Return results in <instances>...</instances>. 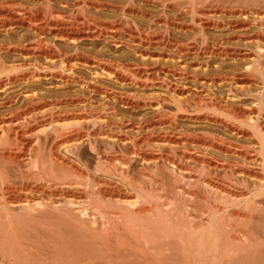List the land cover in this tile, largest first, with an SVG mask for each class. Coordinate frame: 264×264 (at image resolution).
Here are the masks:
<instances>
[{"label": "bare ground", "instance_id": "6f19581e", "mask_svg": "<svg viewBox=\"0 0 264 264\" xmlns=\"http://www.w3.org/2000/svg\"><path fill=\"white\" fill-rule=\"evenodd\" d=\"M143 1L0 0V264H264V0Z\"/></svg>", "mask_w": 264, "mask_h": 264}, {"label": "rangeland", "instance_id": "374dc122", "mask_svg": "<svg viewBox=\"0 0 264 264\" xmlns=\"http://www.w3.org/2000/svg\"><path fill=\"white\" fill-rule=\"evenodd\" d=\"M111 1H114V2H118V3H120V4H125V2H127L128 0H111ZM142 0H134V2L136 3V4H138V5H140V6H142V8H145V9H147L146 11H148V12H152V13H158V11H160L159 10V7H155L154 5H156V3H151V2H146L145 3V1H143V2H141ZM183 1H186V0H165V2H166V4L167 5H170L171 7H172V9H171V7H169V8H167V12L165 11V15L166 16H173V15H177V14H179V15H181L184 19H187V15H186V13L185 12H183V9L185 8V5H183V4H181ZM202 1H209V0H202ZM180 2V3H179ZM178 5H181L180 6V10H178L179 8H177L178 7ZM153 6V7H152ZM158 10V11H157ZM171 10V11H170ZM179 11V12H178ZM181 11H182V13H181ZM106 16H110V15H106ZM186 17V18H185ZM138 19V18H137ZM140 22V20L138 19L137 20V23H139ZM181 35V34H180ZM180 35H178L179 37H183V35L182 36H180ZM102 43V44H101ZM97 44H99L98 46H97ZM96 44V47H95V49H100V51L101 50H103V51H105L106 52V50H107V48H106V50H104L105 49V45L102 47V45L104 44L103 42H99V43H97ZM82 46V48L84 49L85 48V50H88V49H92L93 48V45L91 44V42L89 43V42H84L83 43V45H81ZM90 47H92V48H90ZM99 51V50H98ZM121 52H122V50L120 51V52H116V54H118V55H120L121 54ZM78 73H80L81 75H85V76H90L91 77V75L92 74H90V73H88V72H86V71H84V70H80L79 69V71H77ZM103 77V76H102ZM108 82V81H107ZM109 86L111 85V86H113L112 85V83H109L108 84ZM115 86H117V88H122V90L123 91H125V92H128V93H136V94H139V95H141V96H150V97H152V96H154V97H156V96H161V95H165V93L164 92H162V90L161 89H158V88H155V87H150V88H146V89H140V88H136V87H134L133 85H131V84H125V86H119V85H115ZM254 90L255 89H257L258 90V87H259V85H255V87L254 86H251ZM250 87V88H251ZM257 87V88H256ZM127 88V89H126ZM251 88V89H252ZM139 89V90H138ZM145 91V92H144ZM218 91V90H217ZM147 94V95H146ZM149 94V95H148ZM246 99H249V100H245V103L244 104H246V105H248L249 103V105H252V106H254V108L256 107V109H259V110H262V111H260V112H264V102L262 101V103L259 101V100H257V98L254 96H251V97H247ZM230 102V101H229ZM249 102V103H248ZM242 103V104H243ZM259 103V104H258ZM243 104V105H244ZM167 106V105H166ZM168 108L167 109H172L173 108V106L172 105H168L167 106ZM210 113H213V114H218L217 112H215V111H213L212 112V110L211 111H209ZM128 115H130L131 116V114L130 113H127ZM126 114V115H127ZM149 114H150V110H148V109H142V110H140L139 112H137V113H134V114H132V117H134V119L136 118V120L138 119H143V118H146V117H148L149 116ZM127 115V116H128ZM220 115V114H219ZM126 116V118H129V116L127 117ZM183 124L184 125H189V123H187V122H183ZM194 126L195 127H198V128H201V129H205V131H208V132H217L218 131V133L220 132V133H222L221 131V129L219 128V127H216V126H212V125H206V124H202V123H199L198 124V126L197 125H195L194 124ZM209 127V128H208ZM208 128V129H207ZM64 131H66L65 129H63V132ZM62 132V130L60 131V133ZM62 132V133H63ZM49 138V137H48ZM50 140H51V138L48 140V142H47V146H46V148L45 149H48V144H49V142H50ZM238 143L239 144H246V145H248L249 144V146L251 147V149H254V151L255 150H257L258 149V145H257V143L254 141V140H252V139H240V138H238ZM241 141V142H240ZM255 143V144H254ZM159 150H157V151H159V152H161V153H164L165 155L167 154V155H170V156H172L171 154H172V152H170V151H167L166 149H164V148H158ZM164 149V150H163ZM115 150H117L118 151V149L116 148ZM120 151H122L123 153H125L124 152V149H119ZM167 152V153H166ZM166 155V156H167ZM169 156V157H170ZM238 160H236V162H237ZM114 163V164H113ZM111 165V164H110ZM112 165H113V167L115 168V167H118L120 164H119V161H117V160H115V161H113L112 162ZM112 165H111V169L112 170H110V168L108 169L109 170V173L108 172H104L102 175H100L99 176V178L101 177H104L105 178V180H106V182L107 183H109V186H112V185H119L120 186V188L123 190V191H126V192H129V193H132L135 197L138 195L137 194V190L136 189H134L133 187H131V186H129L127 183H122V182H120V180H119V178H118V176H117V174L115 173V172H112L113 171V168H112ZM145 166V165H144ZM256 168H258L259 169V167L258 166H256ZM132 170H133V174L132 175H134L135 177V179H137V181H139V183L141 182V183H144L146 180H145V178H147L145 175H147L148 173H149V170L150 169H144L143 170V173L141 174H139V173H135V171H134V169L132 168ZM131 170V171H132ZM146 170V171H145ZM148 170V171H147ZM222 170V169H221ZM260 170V169H259ZM112 172V173H111ZM114 173V174H113ZM132 173V172H131ZM219 173H220V175H219V181L221 182V183H223V184H225L226 183V179H225V177H224V172L222 171H219ZM139 176V177H138ZM222 179V181H221V179ZM179 179H181V178H179ZM141 180V181H140ZM145 180V181H144ZM28 183H31V181H27ZM182 180H177V182L175 183V185L176 186H178V187H180L181 185H182ZM17 185V184H16ZM159 186V185H158ZM157 186V184H155L154 183V188H155V192H154V195H155V199H154V202H151V201H148V202H146L145 204H143L144 205V207L146 206V207H148L150 204L152 205V204H154V203H166L167 202V199L165 198V197H163L164 196V194H165V192L163 191V189H161V187H158ZM177 187V194L179 195L180 194V192L178 191L179 190V188ZM45 196H47V193L45 194ZM161 196V197H160ZM181 196V195H180ZM57 196H54V200L55 201H58L59 199L57 198V199H55ZM134 197V199H136ZM179 198V199H178ZM177 198V200L178 201H176L177 203H176V205H177V207H181V206H183L182 204H185L184 202H182L183 201V199L181 198V197H178ZM256 200H258V202H260V203H264V196H259L258 198H256ZM60 201V200H59ZM151 202V203H150ZM148 203V204H147ZM150 203V204H149ZM140 204V203H139ZM221 206H222V204H221ZM228 209V212H230L231 214H233L234 216H233V219L234 220H241V219H245L247 216H249V215H251V213L250 212H248L247 211V209L245 208V207H238V208H236V207H233V206H231V207H228L227 208ZM90 213V215L92 214V211L91 212H89Z\"/></svg>", "mask_w": 264, "mask_h": 264}]
</instances>
